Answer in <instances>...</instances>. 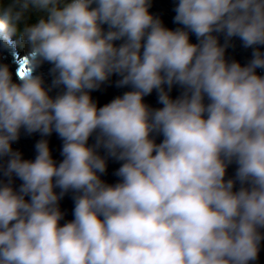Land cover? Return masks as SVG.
Returning <instances> with one entry per match:
<instances>
[{"label":"clouds","instance_id":"clouds-1","mask_svg":"<svg viewBox=\"0 0 264 264\" xmlns=\"http://www.w3.org/2000/svg\"><path fill=\"white\" fill-rule=\"evenodd\" d=\"M150 7L151 0H8L0 11V49L15 57L26 48L19 82L0 63V158H8L0 169L9 178L0 182V264L257 259L264 75L256 69H264V52L254 46L264 45V0H178L174 22L182 27L174 30ZM233 37L253 48L244 66L225 57ZM44 62L52 65L51 87L62 88L55 97L34 74ZM113 74L131 90L97 107L90 92ZM174 84L183 89L175 99ZM154 89L156 109L143 102ZM21 128L42 137L55 131L62 161L43 138L35 159H22L11 147ZM108 157L122 162L115 184L100 176ZM233 162L235 178L225 180ZM69 190L74 219L61 225L59 200Z\"/></svg>","mask_w":264,"mask_h":264},{"label":"water","instance_id":"water-1","mask_svg":"<svg viewBox=\"0 0 264 264\" xmlns=\"http://www.w3.org/2000/svg\"><path fill=\"white\" fill-rule=\"evenodd\" d=\"M178 0H151V7L149 12L154 16H157L161 19L165 27L169 29H175L177 27H182L174 22V17L176 15L174 9ZM106 29L107 26L105 25ZM219 42L221 44L225 43V37L223 34H218ZM189 39L191 43H197V38L194 34H189ZM122 41H116L115 43L119 45ZM259 47L261 52H264V45L254 46ZM253 48H246L243 46L242 41L238 37H233L228 43V47L225 51V57L227 60H235L239 62L242 66L246 65L252 58ZM0 63L7 64L9 70L12 73L13 82H19L16 76L18 68V59L14 57L11 53L4 49H0ZM52 65L48 62L42 63L35 71L34 74H39L44 80V87L49 88L52 86L53 75L50 72ZM258 75H264V69H256ZM120 77L117 74H113L108 81L104 82L98 89L90 92L92 99L96 102L97 107H101L109 103L116 96L123 95L124 92L130 91V86H117V81ZM167 90V86L165 85ZM60 91L61 87H51L49 92L50 96L55 97ZM183 89L174 84L172 86L169 95L171 98L175 99L181 94ZM143 102L150 106L153 109L162 107V104L158 101V93L154 89L151 94L143 97ZM207 98H205V103H207ZM155 136L156 143H160L163 139L162 135L153 134ZM46 139L48 141L49 150L53 160L59 164L62 161L63 156L61 155L63 141L58 136V134L53 131L49 136L42 137L39 132L27 133L23 128H21L19 133V138L11 142V147L13 151H18L21 154L22 159L25 160H34L37 155L35 145L40 139ZM95 143V135L89 138L88 144L92 145ZM100 154L103 156L104 150L101 148ZM7 157L0 158V165H5ZM121 161H118L112 157H108L106 160V170L103 174H100L101 179L108 184H115L120 180L115 173L121 165ZM237 165L235 162L228 165L226 169L225 180L229 178H235ZM9 178L4 176L2 169H0V182H8ZM11 183L14 190H18L19 186L22 184V181L16 177L14 174L11 177ZM240 187L239 182L237 181L234 187V190H238ZM54 191L59 194L61 191L59 188H54ZM74 195L75 193L72 190L66 192L63 197L59 200V208L63 213V219L60 221V224L63 225L67 221L74 219L73 209H74ZM29 199V197H25ZM260 232L264 234V228L260 229ZM249 264H264V239L261 240L259 245L258 256L255 261L249 262Z\"/></svg>","mask_w":264,"mask_h":264},{"label":"trees","instance_id":"trees-1","mask_svg":"<svg viewBox=\"0 0 264 264\" xmlns=\"http://www.w3.org/2000/svg\"><path fill=\"white\" fill-rule=\"evenodd\" d=\"M8 3V0H0V11H2L3 10V8L6 6V4ZM36 13H30L29 14V16H28V20H27V22L28 23H32V22H34L35 21V19H36ZM13 38L15 39V40H17L18 39V35H13ZM18 49H19V51H20V54H23V53H25L26 52V48H21V47H19L18 46Z\"/></svg>","mask_w":264,"mask_h":264}]
</instances>
